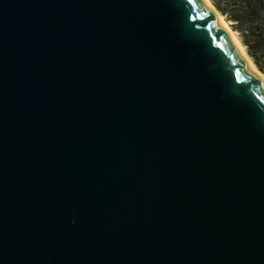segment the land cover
I'll use <instances>...</instances> for the list:
<instances>
[{"label": "water", "instance_id": "95a60500", "mask_svg": "<svg viewBox=\"0 0 264 264\" xmlns=\"http://www.w3.org/2000/svg\"><path fill=\"white\" fill-rule=\"evenodd\" d=\"M0 264H264V87L202 0H0Z\"/></svg>", "mask_w": 264, "mask_h": 264}, {"label": "trees", "instance_id": "16d2710c", "mask_svg": "<svg viewBox=\"0 0 264 264\" xmlns=\"http://www.w3.org/2000/svg\"><path fill=\"white\" fill-rule=\"evenodd\" d=\"M239 36L247 55L264 75V0H210Z\"/></svg>", "mask_w": 264, "mask_h": 264}, {"label": "bare ground", "instance_id": "6f19581e", "mask_svg": "<svg viewBox=\"0 0 264 264\" xmlns=\"http://www.w3.org/2000/svg\"><path fill=\"white\" fill-rule=\"evenodd\" d=\"M202 1L204 5L209 9V11L213 14V16L216 18L217 22L219 23L221 28L224 30L226 36L231 41V43L233 44L238 54L242 57V59L246 63L248 69L251 71L255 79H257L261 83V85L264 87V75L258 71V69L255 67L253 62L247 56L242 45L240 44V41L234 35L235 33H233L232 30L230 29L229 24L223 19L220 13L213 7V5L210 3L209 0H202Z\"/></svg>", "mask_w": 264, "mask_h": 264}, {"label": "rangeland", "instance_id": "374dc122", "mask_svg": "<svg viewBox=\"0 0 264 264\" xmlns=\"http://www.w3.org/2000/svg\"><path fill=\"white\" fill-rule=\"evenodd\" d=\"M210 1V0H209ZM210 3H211V1H210ZM212 4V3H211ZM222 16V15H221ZM223 17V16H222ZM223 19L226 21V19L223 17ZM228 24H229V26H230V29L232 30V28H231V22H228V21H226ZM232 32L233 33H235L234 35L237 37V39L239 40V36H238V34L236 33V32H234L233 30H232ZM240 41V40H239ZM240 44H241V42H240ZM242 45V44H241ZM242 47H243V49H244V51H245V53H246V50H245V48H244V46L242 45ZM247 54V53H246ZM248 56V55H247ZM249 57V56H248ZM251 60V59H250ZM256 67V66H255Z\"/></svg>", "mask_w": 264, "mask_h": 264}]
</instances>
